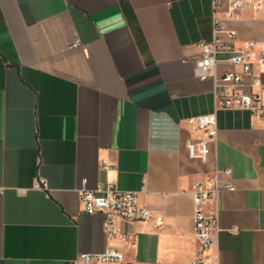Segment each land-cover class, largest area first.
Returning <instances> with one entry per match:
<instances>
[{
    "label": "crops",
    "instance_id": "1",
    "mask_svg": "<svg viewBox=\"0 0 264 264\" xmlns=\"http://www.w3.org/2000/svg\"><path fill=\"white\" fill-rule=\"evenodd\" d=\"M212 10L213 0H0V264H77L108 246L131 264L186 262L199 249L193 184L228 167L236 189L207 208L219 221L208 264H264V114L218 110L208 159L188 154L201 135L190 118L214 111L222 76L239 69L222 60L199 76ZM222 16L238 33L230 49L264 39V10ZM254 70L264 78V62ZM104 181L163 222L117 220L129 240L106 234L104 213L80 200Z\"/></svg>",
    "mask_w": 264,
    "mask_h": 264
},
{
    "label": "built area",
    "instance_id": "2",
    "mask_svg": "<svg viewBox=\"0 0 264 264\" xmlns=\"http://www.w3.org/2000/svg\"><path fill=\"white\" fill-rule=\"evenodd\" d=\"M251 8L264 10V0H213L212 40L201 39L198 46L201 57L196 61L200 78L215 76L217 63L227 60L237 66L238 70H228L221 80L222 88L215 91V110L198 114L190 122L201 131V135L188 140V154L191 158L207 160L211 152V143L215 140L218 124L217 111L220 109L244 108L254 114H264V78L254 70L255 61L264 62V39L247 40L238 49H230L228 40H233L238 33L226 25L222 13L233 16L237 12ZM74 46L82 45L77 38ZM228 54L227 57H223ZM112 162L103 160L102 168L109 170ZM232 168H216L203 180L193 184L195 201L194 225L199 241L196 257L177 264H208L211 262L210 250L214 243V233L219 230L218 217L207 211L210 201L217 197L221 190H234L236 185L231 181ZM224 174V176H222ZM82 210L89 214L102 212L105 215L104 230L110 236L119 235L124 241L129 234L117 226V220L134 222H152L160 224L164 216L142 204L139 195L134 191L116 188L111 181L97 184L93 189L85 188L80 194ZM135 245L134 243L132 244ZM77 264H131L126 260L123 250L117 246H108L99 252H82Z\"/></svg>",
    "mask_w": 264,
    "mask_h": 264
}]
</instances>
